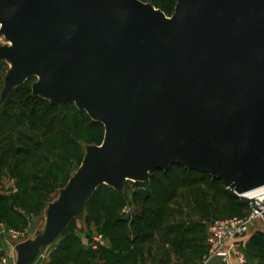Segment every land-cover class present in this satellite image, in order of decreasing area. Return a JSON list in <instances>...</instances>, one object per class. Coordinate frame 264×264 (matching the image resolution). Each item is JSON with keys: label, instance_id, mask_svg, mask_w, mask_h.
I'll return each mask as SVG.
<instances>
[{"label": "water", "instance_id": "obj_1", "mask_svg": "<svg viewBox=\"0 0 264 264\" xmlns=\"http://www.w3.org/2000/svg\"><path fill=\"white\" fill-rule=\"evenodd\" d=\"M0 98L30 92L71 101L103 126L14 246L30 264L94 189L177 164L236 194L264 186V0H176L165 15L140 0H0Z\"/></svg>", "mask_w": 264, "mask_h": 264}, {"label": "rangeland", "instance_id": "obj_2", "mask_svg": "<svg viewBox=\"0 0 264 264\" xmlns=\"http://www.w3.org/2000/svg\"><path fill=\"white\" fill-rule=\"evenodd\" d=\"M3 43L5 40L0 35V44ZM6 67V62H0V90ZM14 110L19 111L17 108ZM58 116L60 125L44 139L39 151L26 158L13 157L0 170V264H13L14 241L32 238L41 230L44 209L48 202L55 199L58 190L79 165L84 144L98 143L100 140V134L93 124L72 104L61 106ZM201 181L186 184L185 187H174V196L164 202L162 230L144 243L149 246L151 262L162 264L156 259L155 250L160 249V253L162 250H167L168 253L171 250L178 252L179 247L183 250L192 244H188L191 237L205 238L208 221L243 216L250 211L245 197L237 196L243 207L233 210L235 206L232 207V203L222 193V189L229 191L224 185L220 188L205 177ZM139 188L132 183L126 184L123 194L117 196L111 189L100 186L82 215L73 219L66 232L42 249L30 264H127L125 262L133 254L139 257V253H134L132 248L121 241L120 232L116 229L118 225H114L119 217L143 208V204L133 196V191ZM154 188L156 198L155 201H150L153 207L163 195L158 186ZM253 224L248 236L255 229L261 230L260 226ZM4 229H13L20 234L16 238L7 239L4 237ZM190 232H193L192 236ZM97 235L102 244L94 248L93 238ZM244 246L245 261L248 263ZM160 255L159 259L166 260L165 255ZM2 257L4 261L1 260ZM252 263H255V259Z\"/></svg>", "mask_w": 264, "mask_h": 264}, {"label": "trees", "instance_id": "obj_3", "mask_svg": "<svg viewBox=\"0 0 264 264\" xmlns=\"http://www.w3.org/2000/svg\"><path fill=\"white\" fill-rule=\"evenodd\" d=\"M141 1L150 3L153 7L161 10L168 16L172 13L176 0ZM0 62L3 61L1 60ZM33 80L34 77L25 79L21 84L13 87L3 99L0 98V170L3 169L6 163L13 157L26 158L30 157L32 153L39 151L42 148L44 139L55 132L60 125L58 109L66 103H70L75 107L71 101H64L62 104H54L41 96L32 94L30 92V85ZM14 108L19 109V111H15ZM77 111L82 112L86 119H88L99 132L100 140L98 143H100L103 134V126L99 122L91 120L83 110L77 109ZM98 143L88 142L85 143L84 146ZM156 174L159 176H156ZM203 177L220 186V188H223L224 184L219 179L205 172L188 169L177 164L171 165L167 169H155L150 171L148 179L144 182L125 181L119 191L108 185L100 184L94 189L91 196L84 203L81 212L69 221L59 235L66 232L73 219L82 215L84 208L100 186L111 189L113 193L119 196L123 194L126 189V184L132 183L134 186L140 187L133 191V196L143 204V208L125 217H119L115 220L114 225H118L116 229L120 232L121 241L127 244L129 248L142 245L149 241L153 234L157 235L158 231L162 230L160 228H162L161 225L165 211L164 202L168 198L174 196V187H185L186 184L192 185L197 181V183H201ZM174 180L176 181L174 182ZM155 186L160 188L163 195L157 201V205L154 204L155 206L153 207L150 201H155ZM222 193L224 197L232 203V207L233 205L235 206L234 208L231 207L233 210L236 209L237 211L238 208L236 207H243L240 203L241 200L232 192L222 189ZM165 241L166 239L164 242ZM45 247H43V249ZM244 247L247 254L246 257L249 260L248 263L245 261L244 264H264L263 231L260 229L252 231L246 239ZM179 249H181V247H179ZM254 259L255 263H252Z\"/></svg>", "mask_w": 264, "mask_h": 264}, {"label": "built area", "instance_id": "obj_4", "mask_svg": "<svg viewBox=\"0 0 264 264\" xmlns=\"http://www.w3.org/2000/svg\"><path fill=\"white\" fill-rule=\"evenodd\" d=\"M224 188L238 197H245L250 211L243 216L215 218L206 223L205 242L207 249L200 264H208L209 260L213 258L218 259L220 264H244L243 246L250 227L255 223L262 230L264 228V186L256 190L255 194L251 196L236 194L226 184H224ZM4 230H6L4 237L7 239L16 238L20 234L13 229ZM17 243L19 242H13V250ZM100 244H102V240L97 235L93 238L92 246L95 248ZM1 260L4 261V257Z\"/></svg>", "mask_w": 264, "mask_h": 264}, {"label": "crops", "instance_id": "obj_5", "mask_svg": "<svg viewBox=\"0 0 264 264\" xmlns=\"http://www.w3.org/2000/svg\"><path fill=\"white\" fill-rule=\"evenodd\" d=\"M253 227V225H252ZM261 231L264 232V230L261 229ZM193 232H190V236H192ZM248 236V235H247ZM246 236V239L248 238ZM192 238V237H191ZM189 239L188 244L192 243L191 245H189L187 247V249H179L180 251L178 252H173L171 250L170 253H168V251H164L162 250L160 253V249L155 250V254H156V259H158V261H160L162 264H200L201 262V258L202 255L205 253L207 246H206V242H205V238L203 237V239ZM132 251L134 253H139V257H137V255L133 254L131 257H129V261L125 262L127 264H135L136 262H138L139 264H155L154 262H151L152 258H150V250H149V246L147 245H139V246H134L131 247ZM159 254H161L160 256H166V260H164L163 258L159 259ZM129 256V255H128ZM155 256V255H154ZM174 256V258H173ZM171 258V261H170ZM178 258V259H177ZM178 262H177V260ZM155 260V259H154ZM164 260V261H162ZM208 264H220L219 260L216 258L210 259Z\"/></svg>", "mask_w": 264, "mask_h": 264}, {"label": "bare ground", "instance_id": "obj_6", "mask_svg": "<svg viewBox=\"0 0 264 264\" xmlns=\"http://www.w3.org/2000/svg\"><path fill=\"white\" fill-rule=\"evenodd\" d=\"M261 187H263V186H261ZM261 187H259V188H261ZM259 188H256V189H254V190L248 191V192H246L245 194H246L247 196H251V195L255 194V191L258 190Z\"/></svg>", "mask_w": 264, "mask_h": 264}]
</instances>
